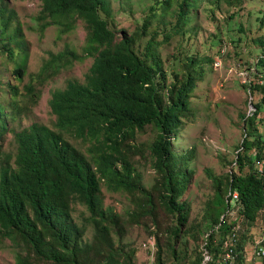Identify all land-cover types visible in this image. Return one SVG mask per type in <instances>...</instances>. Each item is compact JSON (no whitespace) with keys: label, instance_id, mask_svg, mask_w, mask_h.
Listing matches in <instances>:
<instances>
[{"label":"trees","instance_id":"obj_1","mask_svg":"<svg viewBox=\"0 0 264 264\" xmlns=\"http://www.w3.org/2000/svg\"><path fill=\"white\" fill-rule=\"evenodd\" d=\"M39 1L42 11L38 19L43 30L56 25L70 32L79 22L85 25L83 54L69 50L51 54L40 73L30 75L21 91L13 81L21 82L26 75L27 47L21 27L16 25V13L0 0V60L13 64L14 75L8 83L0 79V92L7 95V104L0 101V143L12 132L9 123L27 117L29 109L38 104L42 95L39 88L77 62L91 59L93 65L84 83L70 81L64 90L52 94L54 130L33 124L14 133L15 156L2 155L0 148V239L20 248L15 264H35V258L50 264H134L135 253H126L123 246L121 216L105 208V187L133 197L135 209L129 214L133 224L143 225L150 219L159 230L160 214L173 219L174 227L165 232L168 243L162 245L158 238L155 242V264H165L164 253L174 260L172 264H186L187 255H179L177 246L190 217L183 198L194 176L189 169L193 152L179 154L175 147L208 60L186 59L184 69L174 73L173 81L166 85L167 72L158 53L161 44L157 33L148 35L156 20L154 8L136 33L118 38L102 16L111 15L108 0ZM198 2L156 1V6L174 13V29L162 33L164 41L186 35ZM255 71L264 75V54L258 58ZM249 90L258 93L261 102L253 105L254 113L241 117L245 138L232 163L235 166L222 178L211 176L214 198L207 203L203 217L208 230L205 247L211 258L206 264L223 262L228 251L224 246L236 226V222L227 221L233 205L239 209L241 225L255 224L264 212V169L260 167L264 141L256 128L264 110V83L250 85ZM148 128L155 132L148 149L156 175L150 189L142 186L133 162L144 156L145 148L136 140ZM70 139L80 141L89 156ZM76 205L89 213L87 222L95 231L91 243L84 242L86 227L77 226L72 218ZM235 245L237 263L246 264L243 244ZM205 257L198 255L188 264H203Z\"/></svg>","mask_w":264,"mask_h":264},{"label":"rangeland","instance_id":"obj_2","mask_svg":"<svg viewBox=\"0 0 264 264\" xmlns=\"http://www.w3.org/2000/svg\"><path fill=\"white\" fill-rule=\"evenodd\" d=\"M110 17L104 16L110 28L118 38L131 36L140 29L150 17V10L155 9L156 20L148 30V35L157 33V41L161 44L158 53L163 59L167 72L166 85L173 81V75L184 69L186 59L208 60L202 78L196 83L192 95L190 114L184 120L183 127L176 139L175 150L179 154L193 152L189 160V169L193 171L191 185L183 200H186L190 217L182 233V242L178 243L179 255L186 254V264L198 255H207L205 241L208 238L205 209L214 198V186L211 176L222 178L229 174L235 165L241 144L245 138V125L241 117L254 113V104L261 102L258 93H252L250 85L264 83V75L256 73L258 58L264 54V0H199L192 10V19L185 29L186 35H175L164 41L162 33H172L175 26L174 13L165 12L156 6L158 0H108ZM9 10L16 13V25L21 27L23 40L28 52V65L23 81H13V64L0 60V79L3 83L13 81L21 91L29 83L30 75H37L51 54L57 55L67 50L78 55L83 54L87 37L85 25L77 23L74 30L63 32L60 26H50L43 30L40 20L42 3L39 0H4ZM259 41V42H257ZM262 42V43H261ZM93 60L75 63L72 68L64 70L59 76L45 84L41 89V98L36 106L29 109L27 117L9 123L12 132L0 143L2 155H16L17 144L14 133H18L33 124L55 129L56 117L52 115L50 101L52 94L64 90L68 83L77 81L84 83ZM245 87V88H244ZM2 93V94H1ZM7 95L0 92V101L7 104ZM256 128L264 141V110L259 115ZM155 139V132L148 128L137 136L136 144L145 148L144 156L134 158L133 162L140 173L143 187L150 189L156 180L152 162L149 159V147ZM70 142L88 155L80 141ZM264 169V162L260 166ZM104 205L107 210L121 216L123 227V246L126 253H135L134 264H145L146 255L141 245L153 237L161 244L167 242L169 229L174 227L173 219L161 215L160 229L150 219L143 225L133 224L129 214L135 209L131 202L133 197L123 193H113L103 188ZM89 213L81 205L74 206L72 218L79 227H86L85 243H91L95 234L94 227L88 225ZM238 220V221H237ZM227 221L236 222L224 251L234 250L235 243L243 244L246 264H264L254 253L261 239L260 231L264 228V212L255 224L241 225L239 209L232 206ZM240 224V225H239ZM239 225V226H238ZM238 226V227H237ZM200 235L201 237L195 236ZM216 239H220L218 232ZM235 235L234 243L233 236ZM117 240V237H115ZM168 243V242H167ZM233 246V247H232ZM207 251V252H206ZM21 252L17 244L0 239V264H15L16 255ZM227 253V252H226ZM235 253V251H234ZM236 255V254H235ZM165 264L174 260L167 253L163 254ZM203 264L210 261L204 258ZM50 264L37 261L35 264Z\"/></svg>","mask_w":264,"mask_h":264},{"label":"built area","instance_id":"obj_3","mask_svg":"<svg viewBox=\"0 0 264 264\" xmlns=\"http://www.w3.org/2000/svg\"><path fill=\"white\" fill-rule=\"evenodd\" d=\"M237 196L238 195H235L234 198L237 199ZM259 234L261 236V239L258 242V247H257L254 255L257 258L264 260V228L261 229ZM234 239H235V235L233 236V239H232L233 242L232 243L235 242ZM141 247H142L143 252L146 255V258H145L146 263L145 264H155L154 256L156 254L157 249H156L155 240L153 239V237H151L150 239L145 241V243H143L141 245ZM221 264H238L237 263V256L235 255L233 249L228 248V251H227L226 255H224L223 262Z\"/></svg>","mask_w":264,"mask_h":264}]
</instances>
